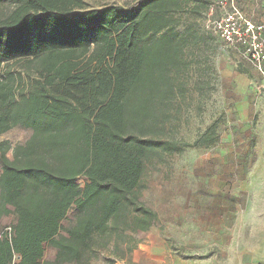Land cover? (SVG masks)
<instances>
[{
  "label": "trees",
  "instance_id": "obj_1",
  "mask_svg": "<svg viewBox=\"0 0 264 264\" xmlns=\"http://www.w3.org/2000/svg\"><path fill=\"white\" fill-rule=\"evenodd\" d=\"M211 5L0 0V137L31 131L22 145L0 141V218L14 216L0 264H91L100 251L114 264L158 223L135 194L148 167L219 139L220 118L192 143L174 138L180 104L197 94L200 115L215 89L209 68L188 88L185 57L215 37L201 27ZM70 212L74 222L56 241ZM46 246L52 262H43Z\"/></svg>",
  "mask_w": 264,
  "mask_h": 264
},
{
  "label": "rangeland",
  "instance_id": "obj_2",
  "mask_svg": "<svg viewBox=\"0 0 264 264\" xmlns=\"http://www.w3.org/2000/svg\"><path fill=\"white\" fill-rule=\"evenodd\" d=\"M133 1L82 0L88 9L127 8ZM201 27L206 30L203 23ZM185 57L192 63L188 88L209 68L215 89L203 101L200 115L197 94L180 104L174 138L192 143L220 118L218 142L166 156L148 167L145 189L135 194L156 212L158 223L134 235L136 248L114 264H264V117L258 75L235 48L213 36L190 46ZM30 135V130L14 127L0 141L14 147ZM7 156L11 158V152ZM84 182L77 179L80 186ZM13 222L12 215L0 218V236ZM72 222L70 212L56 241L66 238ZM54 257L55 251L46 246L43 262ZM107 260L108 252L100 251L91 264Z\"/></svg>",
  "mask_w": 264,
  "mask_h": 264
},
{
  "label": "built area",
  "instance_id": "obj_3",
  "mask_svg": "<svg viewBox=\"0 0 264 264\" xmlns=\"http://www.w3.org/2000/svg\"><path fill=\"white\" fill-rule=\"evenodd\" d=\"M205 26L224 45L235 48L258 75V86L264 92V23L245 17L238 0H211ZM9 231V230H8Z\"/></svg>",
  "mask_w": 264,
  "mask_h": 264
},
{
  "label": "crops",
  "instance_id": "obj_4",
  "mask_svg": "<svg viewBox=\"0 0 264 264\" xmlns=\"http://www.w3.org/2000/svg\"><path fill=\"white\" fill-rule=\"evenodd\" d=\"M236 6L251 21L264 23V0H238ZM260 96V113L264 117V92Z\"/></svg>",
  "mask_w": 264,
  "mask_h": 264
}]
</instances>
